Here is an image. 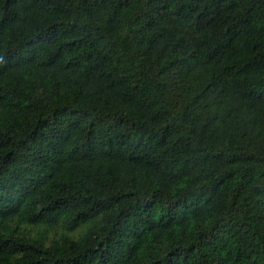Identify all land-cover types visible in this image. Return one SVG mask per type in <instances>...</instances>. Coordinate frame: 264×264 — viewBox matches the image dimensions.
Returning <instances> with one entry per match:
<instances>
[{"label":"trees","instance_id":"obj_1","mask_svg":"<svg viewBox=\"0 0 264 264\" xmlns=\"http://www.w3.org/2000/svg\"><path fill=\"white\" fill-rule=\"evenodd\" d=\"M0 264H264V0H0Z\"/></svg>","mask_w":264,"mask_h":264}]
</instances>
